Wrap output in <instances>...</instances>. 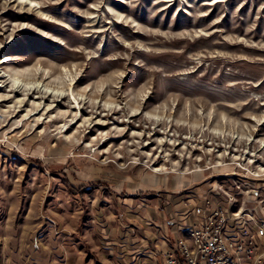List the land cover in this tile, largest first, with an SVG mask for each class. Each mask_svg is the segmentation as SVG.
<instances>
[{"label":"rangeland","instance_id":"rangeland-1","mask_svg":"<svg viewBox=\"0 0 264 264\" xmlns=\"http://www.w3.org/2000/svg\"><path fill=\"white\" fill-rule=\"evenodd\" d=\"M181 187L264 214V0H0V264Z\"/></svg>","mask_w":264,"mask_h":264},{"label":"crops","instance_id":"crops-1","mask_svg":"<svg viewBox=\"0 0 264 264\" xmlns=\"http://www.w3.org/2000/svg\"><path fill=\"white\" fill-rule=\"evenodd\" d=\"M133 190L122 191L137 197L124 200L129 208L117 213L120 220L113 233L109 214H105L107 220L103 219L104 215L96 217V232L100 233L102 246L100 250L87 251L96 264H108L97 256L99 252L108 260H119V264H162L161 251L174 247L179 236L187 237L188 224L194 218L193 204L205 196L201 192L195 196L189 194L195 188L183 190L181 187L166 192L155 189L151 193H146L144 188ZM255 211L260 217L264 215L258 209Z\"/></svg>","mask_w":264,"mask_h":264},{"label":"built area","instance_id":"built-area-1","mask_svg":"<svg viewBox=\"0 0 264 264\" xmlns=\"http://www.w3.org/2000/svg\"><path fill=\"white\" fill-rule=\"evenodd\" d=\"M203 196L193 204L188 235L161 251L162 264H264V217L253 209Z\"/></svg>","mask_w":264,"mask_h":264},{"label":"bare ground","instance_id":"bare-ground-1","mask_svg":"<svg viewBox=\"0 0 264 264\" xmlns=\"http://www.w3.org/2000/svg\"><path fill=\"white\" fill-rule=\"evenodd\" d=\"M23 1H25V0H20V2H23ZM20 89V88H19ZM36 89V88H35ZM33 91H34V89H33ZM30 92V91H29ZM32 92V91H31ZM79 100H81V99H79Z\"/></svg>","mask_w":264,"mask_h":264},{"label":"trees","instance_id":"trees-1","mask_svg":"<svg viewBox=\"0 0 264 264\" xmlns=\"http://www.w3.org/2000/svg\"><path fill=\"white\" fill-rule=\"evenodd\" d=\"M70 185H71V184H70ZM71 186L73 187V185H71ZM73 188H74V189H77V190L79 189L78 187H73Z\"/></svg>","mask_w":264,"mask_h":264}]
</instances>
